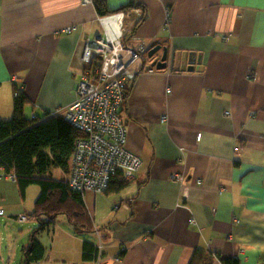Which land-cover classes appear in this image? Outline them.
Segmentation results:
<instances>
[{
    "label": "crops",
    "instance_id": "obj_1",
    "mask_svg": "<svg viewBox=\"0 0 264 264\" xmlns=\"http://www.w3.org/2000/svg\"><path fill=\"white\" fill-rule=\"evenodd\" d=\"M105 2L110 11L143 6L123 12L126 45L165 47L168 56L163 70L151 66L161 52L130 65L136 76L120 115L124 146L141 159L134 179L116 194L83 195L103 254L124 251L121 264H188L201 249L218 254L212 264H264V0ZM100 18L81 0H0V119L12 117L15 79L24 115H63L80 80L78 51L103 35ZM35 194L0 178V264H20L17 253L23 262ZM51 237L68 254L82 240L71 227L55 226Z\"/></svg>",
    "mask_w": 264,
    "mask_h": 264
},
{
    "label": "built area",
    "instance_id": "obj_2",
    "mask_svg": "<svg viewBox=\"0 0 264 264\" xmlns=\"http://www.w3.org/2000/svg\"><path fill=\"white\" fill-rule=\"evenodd\" d=\"M81 3L93 5V0H81ZM123 19V12L101 17L103 35L85 40L80 47L78 60L82 71L75 99L62 115L83 134L75 143L66 178L68 186L82 195L86 192L104 194L111 177L118 170L123 180L130 182L141 166L140 157L124 146L126 129L120 111L125 105L128 85L136 76L130 65L140 61L147 53V47L144 43L135 47L123 44ZM73 30V27L66 28L62 33L70 34ZM15 81L18 84L14 95H17L24 88L18 79ZM57 114L58 111L51 113ZM224 115L228 117L230 113L225 112ZM34 118L32 115L31 119ZM161 121H166V118H161ZM200 137L197 135V141ZM3 177L14 180L13 175H5L0 168V178ZM170 180L181 184L184 176L172 174ZM200 185L201 181L197 180L195 186ZM2 215L0 211V217ZM17 219L23 222L26 216L19 215ZM96 246L98 255L94 264H121L118 257H105L99 238Z\"/></svg>",
    "mask_w": 264,
    "mask_h": 264
},
{
    "label": "trees",
    "instance_id": "obj_3",
    "mask_svg": "<svg viewBox=\"0 0 264 264\" xmlns=\"http://www.w3.org/2000/svg\"><path fill=\"white\" fill-rule=\"evenodd\" d=\"M93 5L100 17L133 8H143L138 4H130L117 11H110L105 0H93ZM130 35L123 39L125 46ZM16 90L17 85L14 91ZM127 93L128 90L126 97ZM27 103L24 92H18L13 98L12 117L0 119V168L5 175L14 176L21 195L29 187L39 188L32 213L38 227L33 229L30 243L22 250V264L39 263L44 259L45 248L36 236L47 230L59 215L66 217L74 236L82 237L84 234L96 232L86 210L83 195L71 189L65 178L57 179L51 174L52 169H58L64 175L68 174L75 143L83 134L65 121L63 116L44 113L43 117L35 116L34 119L25 117L23 110ZM125 186L126 182L118 170L111 177L104 194H116ZM97 255L95 243L88 240L82 243L80 256L82 264L94 263ZM123 256L124 251L118 258L121 259ZM215 258H219L217 253L196 249L192 252L188 264H212ZM221 263L240 264V261L234 258L222 260Z\"/></svg>",
    "mask_w": 264,
    "mask_h": 264
},
{
    "label": "rangeland",
    "instance_id": "obj_4",
    "mask_svg": "<svg viewBox=\"0 0 264 264\" xmlns=\"http://www.w3.org/2000/svg\"><path fill=\"white\" fill-rule=\"evenodd\" d=\"M25 117L29 118V115L25 114ZM51 174L54 178H57V179H59V177L62 176V172L58 169H52ZM30 189L36 193L34 196V199L36 200V198L39 194V188L37 186H32V187H30ZM33 210L31 212V214H29V215H31V217H29V219H28V223H32V222L34 223L35 222L34 223L35 225L30 230L31 234H32L33 229L38 227V222L35 221L34 218H32L33 217L32 216ZM55 226L68 227V228L70 227L66 217L64 215H59L55 218L54 223L49 225L47 230L42 231L39 234H37L36 239L39 240L44 245L43 247L45 248V257L41 263H32V264H71L69 262H65L66 259H72V260L77 259L78 260V257L81 256V248H82V243L84 241L88 240V241L94 242L96 244L98 242V238L101 240V238L99 237L98 234L96 236V232L90 233V234H84L81 238H78V239H82V240L72 241V242H75V244H71V246L73 248V253L68 254L66 251L68 244L66 245L65 248L64 247L59 248V246L57 244L54 248L51 244V238H52L51 236H52V232H53V229ZM49 234H50V236H49ZM16 257L17 258H15L14 261H16V263L18 262V263L22 264L20 262L21 256L19 255V253H17Z\"/></svg>",
    "mask_w": 264,
    "mask_h": 264
},
{
    "label": "water",
    "instance_id": "obj_5",
    "mask_svg": "<svg viewBox=\"0 0 264 264\" xmlns=\"http://www.w3.org/2000/svg\"><path fill=\"white\" fill-rule=\"evenodd\" d=\"M161 52L160 59L153 62L151 64L152 67H154L156 70H163L166 69L167 67V49L165 47H160V46H154L147 52V57L150 59L153 57L154 54Z\"/></svg>",
    "mask_w": 264,
    "mask_h": 264
}]
</instances>
